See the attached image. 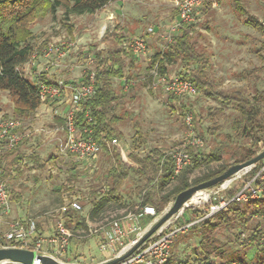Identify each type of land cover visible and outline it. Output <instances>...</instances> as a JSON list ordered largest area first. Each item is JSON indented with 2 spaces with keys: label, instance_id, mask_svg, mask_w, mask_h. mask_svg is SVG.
Returning <instances> with one entry per match:
<instances>
[{
  "label": "rangeland",
  "instance_id": "374dc122",
  "mask_svg": "<svg viewBox=\"0 0 264 264\" xmlns=\"http://www.w3.org/2000/svg\"><path fill=\"white\" fill-rule=\"evenodd\" d=\"M177 1L114 0L104 11L83 15L68 14L67 9L61 7L31 25L37 51L44 53V48L49 44H67L64 58L48 59L44 66V70H51L61 62L68 64V76L62 80L66 85H77L90 69L97 71V54L103 52L107 57L110 51L119 50L122 47L118 42L120 36L126 38L125 46L131 45L138 38L145 39L148 46V52L138 57L139 68L131 74L134 78H128L126 70L125 78L112 80L119 97L115 112L122 116L119 128L123 138L108 144L111 150L103 148L92 159L80 160L70 153L56 157L54 162L49 163L44 174L46 180H50L49 188L54 187L55 192L47 193L46 196H39L38 193L36 197L32 196L35 195L33 192L27 193L23 210L25 214L33 215V218L44 223L43 228H54L56 221L63 216L61 207L73 200H78L83 206L78 215L89 219L94 228L106 220L128 213L132 203L139 206L142 202L144 179L126 169L123 164L128 161L132 151L144 156L157 148L170 154L174 150L185 148L190 136L202 139V146L193 147L201 156L222 144L235 146L242 143L234 136L232 122L236 113L233 110H226L218 117L217 120L222 125V131L218 135L206 132L212 125L207 113L210 109L219 107V101L201 94L170 100L162 88L152 86L149 60L157 50H163L166 45L162 36L177 20ZM241 3L246 8L247 15L264 19V0H241ZM235 8L234 0H218L217 6L207 3L192 25L193 41L200 51H205L211 57L213 67L210 75L221 89H239L248 83L246 78L240 77L246 62L247 68H253L256 63V66H264V50H260L264 33L244 25ZM241 47L246 52L244 62L240 64L238 61L233 68L229 64L230 54L238 53ZM261 52L262 61L256 57ZM185 69V64L176 62L167 67V75L180 76ZM259 73L264 79V71ZM260 86L264 88V80L260 82ZM2 102V108L8 110L11 106L8 98H2ZM188 109L194 111V119L199 121L195 124L193 120L192 128L185 120ZM10 116L7 114V118H15ZM2 119L4 118L1 117L0 121ZM116 145L119 157L113 150ZM229 161L233 162V158L230 157ZM1 169L3 171V166ZM115 172L126 173L119 190V202H110L99 217L90 219L92 203L107 195L114 181L118 180ZM199 172L200 170H196L195 174ZM74 174L76 178H70ZM247 176L238 178L232 184L233 188L225 192V196L230 197ZM9 182L7 180L12 209L15 204L12 203ZM250 205H241L246 211L247 225L243 226L240 221L233 220L232 230L218 229L205 240L204 245L201 244L203 236L199 225L178 233L171 246L168 264H202L208 251H211L215 264H242L238 258L245 264H257V255L264 257V212L253 214L255 208L253 205L249 207ZM195 216L196 213L192 217ZM176 222L175 227L179 226ZM76 225L77 221L73 219L71 227L75 228ZM6 231L0 222V234ZM89 233L88 228L78 229L68 254L62 258L64 261L100 264L112 256V252L100 250V243L104 239L101 231L92 235ZM255 233L260 235V244L250 245ZM42 234L46 235L45 229Z\"/></svg>",
  "mask_w": 264,
  "mask_h": 264
},
{
  "label": "trees",
  "instance_id": "16d2710c",
  "mask_svg": "<svg viewBox=\"0 0 264 264\" xmlns=\"http://www.w3.org/2000/svg\"><path fill=\"white\" fill-rule=\"evenodd\" d=\"M112 1L114 0H0V90L8 92L14 106L15 118L24 121L31 117L44 102L37 82L29 80L19 71V67L29 62L35 53L34 45L30 43L33 38L31 25L61 7H65L68 14H95ZM234 1L235 9L242 17L243 23L264 33V20L247 15V10L241 0ZM207 3L211 4L208 1ZM192 25H184L173 43L161 51L157 50L150 57L149 68L151 70L157 64L159 71L162 74H167L169 65L176 62L185 64L186 69L180 73V76L195 84L197 94L212 98L220 103L219 107L212 108L207 113V118L212 121V125L206 129V132L218 135L222 131V125L217 120L218 117L222 116L226 110H233L236 113L232 122L234 136L242 143L235 146L222 144L203 156L198 155L199 153H196L193 147H188V151L193 157V164L184 167L178 174L175 173V162L172 156L157 148L144 156L135 151L130 152L128 161L123 164L126 169L137 173L145 182L141 204L139 206L134 203L130 205V211L136 214L145 205L154 206L160 214L182 191L213 179L223 174L232 165L246 162L264 150V88L260 86V82L264 79L259 73L264 71V66L243 69L240 72V77L246 78L248 83L239 89L218 88L210 75L213 67L212 59L205 51H200L194 43ZM118 39L122 46L119 50L110 51L107 57L103 52L97 54L96 93L91 99L82 103V109L77 113L78 127L80 129L92 128L93 135L102 143L105 150H111L108 144L113 141L118 142L123 138V133L119 128L122 116L115 112L119 97L112 80L125 78L126 70H128L127 77L132 79L134 76L131 74L139 68L138 57L131 48L125 46L126 38L120 36ZM261 50H264V41H262ZM39 79L49 82L42 76ZM169 99L175 100L180 97L169 95ZM188 110L194 112L192 109ZM194 121L195 124L199 122L196 118ZM117 146H114L113 150L119 157ZM17 148L11 152H15ZM230 157L233 158V162L229 161ZM263 164L264 160L258 162L257 168L251 175H254ZM17 169L19 168L17 167ZM196 170H200L199 174H195ZM1 175L6 181L9 179V173L5 170ZM115 176L118 180L114 181L107 195L92 203L90 219L94 220L99 217L110 202H119V190L126 178V173L117 174L115 172ZM70 178L75 179V174ZM243 204H251L249 207L253 205L255 208L253 214L264 212V197L247 203L232 204L227 211H221L193 226L201 227L203 236L201 244L204 245L205 240L220 228L227 231L232 230L233 220L240 221L243 226L247 225L246 211L241 207ZM78 212L69 208L63 213L67 226L74 233L79 228H88L87 219L80 217ZM189 214V211H186L176 223L181 226L193 221L194 217L186 216ZM73 219L77 221L75 228L71 227ZM38 226L40 228V225ZM40 233L42 234V231ZM259 238V234H253L250 245H259ZM11 244L13 245V243ZM238 260L245 264L241 258ZM6 264L19 263L9 262ZM202 264H215L212 261L211 251L207 252ZM257 264H264L263 256L257 255Z\"/></svg>",
  "mask_w": 264,
  "mask_h": 264
},
{
  "label": "built area",
  "instance_id": "2783aa9c",
  "mask_svg": "<svg viewBox=\"0 0 264 264\" xmlns=\"http://www.w3.org/2000/svg\"><path fill=\"white\" fill-rule=\"evenodd\" d=\"M207 1L214 6L218 4V0H178L176 2L177 20L169 28L168 32L162 36L166 44L164 48L174 42L175 37L184 25L196 22L200 11L205 7ZM66 47V43L59 45L49 44L44 48L43 54L49 60L56 57L64 58L67 53ZM128 47L132 49L137 57L148 52L147 43L143 38L136 39ZM90 62H92V59H90ZM149 77L153 87L159 86L168 95L176 97H194L197 95V87L191 80L181 76L162 74L157 64L149 71ZM40 79L36 84L43 100H57L65 95L67 96V85L64 81L50 83ZM84 79L85 81L78 83L72 93L68 94L70 107L65 114V137L61 145V152L70 153L80 160L92 159L103 149L102 143L93 135L92 128L85 127L80 129L78 127L77 113L81 111L82 103L91 99L96 93L97 71L90 69ZM185 120L187 125L192 128L194 120L192 111H187ZM22 127L23 121L17 118H4L0 121V222L8 225L7 231L4 234H0V245L2 247H19L36 251L37 256L33 264H43L41 255L51 256L63 264H76L62 259L68 254L72 239L76 236L73 230L67 226L63 216L56 221L54 233L51 235L40 233L38 222L35 218L6 220V217L11 212V199L8 183L1 175L2 156L20 145L23 139L20 131ZM113 142L115 143L116 141ZM202 145L203 141L201 138L190 136L185 148L177 149L170 153L175 162L176 174L184 167L193 164V157L188 151V147H199ZM256 168L257 164L233 176L223 184L197 192L184 204L179 214L160 227L153 236L139 246L130 256L116 264H168L171 246L178 233L188 230L221 211H227L232 204L247 203L264 196V164L254 175H251ZM243 175H248L249 178L247 176L243 180L242 185L234 191L232 196H225V192L231 190L233 188L232 184L238 178H242ZM69 208L80 211L83 206L78 200H73L61 207L62 213ZM186 211L196 213L195 219L175 227V222ZM144 215L153 217V222L144 230L140 229L137 224L124 225L120 218L106 220L100 226L96 225L98 227L95 226V228L92 224L88 226L89 235L99 231L104 232L100 250L112 252V256L102 263L126 253L161 217V214L152 205H145L141 208L139 216ZM130 236L132 238L128 240ZM6 263L0 262V264Z\"/></svg>",
  "mask_w": 264,
  "mask_h": 264
},
{
  "label": "crops",
  "instance_id": "0c3cea01",
  "mask_svg": "<svg viewBox=\"0 0 264 264\" xmlns=\"http://www.w3.org/2000/svg\"><path fill=\"white\" fill-rule=\"evenodd\" d=\"M110 4H108L101 11L108 8ZM260 20L263 21L264 19ZM34 36L35 33H33V38L30 40V43L34 45L35 48ZM242 48L243 47L240 48L238 53L230 54L229 64L233 68H235V64L238 61L240 64L244 62L243 58L246 56V52ZM255 52L257 53V50H255ZM262 54V52L256 54V57H258L260 61L263 60ZM47 61L48 59L44 56L42 51H37L35 48V53L33 54L31 60L21 65L19 67V71L33 82H37L39 77L42 76L50 83H56L58 81H62L65 76H68V64L64 61V63L61 62V64L55 66L51 70H44V66ZM256 65H254V67ZM246 68L247 62L245 64V68L243 69ZM76 86L77 85L73 84L68 85L67 83V96L65 95L57 100H44L43 104L35 111V113L23 121V127L20 130L23 135V139L16 151L7 152L8 154L5 153L6 155L2 158L3 170L9 173L8 180L10 181L9 185L10 192L12 194V203L15 204L12 207L10 214L6 217V220H25L33 218V215L25 214L22 206L25 204V197H28V192L35 193V195H32L33 197H36L38 193L39 196H46L47 193L52 192L53 194V192H55L56 189L54 187L49 188L50 180L47 181L44 174L47 170V166L49 167L50 162H54L56 157L63 156L65 154L61 152V145L65 137V114L70 107L69 95ZM2 98H8V102L11 104L8 110H4L2 108V104H4L2 102ZM7 114L14 117V106L10 101L8 92L0 90V118H7ZM17 167L19 169H17ZM42 192L44 193L42 194ZM140 212L136 214L129 211L119 218L123 221L124 225L137 224L140 229L144 230L147 229L153 222V217L148 215L139 216ZM193 215L194 213L191 212V214L186 216L190 218ZM36 220L38 225H40V231L45 229L46 235L54 233L53 227L50 228L49 226H45V228H43L44 223L40 222L37 218ZM86 223L87 226L92 224L89 219L86 220ZM2 226L4 227V230H7L8 225L6 223L3 222ZM101 233L102 237H104V232L101 231ZM75 237L76 236H74V238ZM131 238L132 236H130L128 240Z\"/></svg>",
  "mask_w": 264,
  "mask_h": 264
},
{
  "label": "water",
  "instance_id": "95a60500",
  "mask_svg": "<svg viewBox=\"0 0 264 264\" xmlns=\"http://www.w3.org/2000/svg\"><path fill=\"white\" fill-rule=\"evenodd\" d=\"M262 160H264V150H262L254 158L246 162L232 165L223 174L182 191L175 197L172 203L162 213L161 217L145 232L144 236L133 247H131L123 255L101 264H116L119 261L127 258L139 246H141L145 241H147L151 236H153L160 227H162L171 218L179 214L183 209L184 204L189 201L197 192L223 184L224 182L231 179L233 176L245 171L246 169L250 168L251 166L257 164ZM36 256L37 253L34 250L23 249L19 247H2L0 245V262L33 264ZM40 257L42 258L43 264H63L48 255H41Z\"/></svg>",
  "mask_w": 264,
  "mask_h": 264
},
{
  "label": "bare ground",
  "instance_id": "6f19581e",
  "mask_svg": "<svg viewBox=\"0 0 264 264\" xmlns=\"http://www.w3.org/2000/svg\"><path fill=\"white\" fill-rule=\"evenodd\" d=\"M196 198V197H195Z\"/></svg>",
  "mask_w": 264,
  "mask_h": 264
}]
</instances>
